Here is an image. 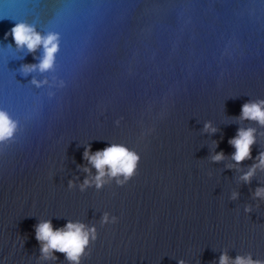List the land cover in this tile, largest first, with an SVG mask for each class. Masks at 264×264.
Listing matches in <instances>:
<instances>
[{
	"label": "water",
	"instance_id": "obj_1",
	"mask_svg": "<svg viewBox=\"0 0 264 264\" xmlns=\"http://www.w3.org/2000/svg\"><path fill=\"white\" fill-rule=\"evenodd\" d=\"M17 22L60 33L54 70L22 74L43 48L5 39ZM257 99L264 0H0V109L20 122L0 151V264H68L58 252L38 259L41 220L95 225L81 264H217L224 250L264 259V202L251 194L264 172L239 179L264 151V128L236 119ZM207 121L215 134L203 132ZM247 127L257 129L253 159L236 170L228 140ZM112 143L140 154L137 174L81 192L85 148ZM219 151L226 158L213 163ZM104 212L117 222L101 226Z\"/></svg>",
	"mask_w": 264,
	"mask_h": 264
},
{
	"label": "clouds",
	"instance_id": "obj_2",
	"mask_svg": "<svg viewBox=\"0 0 264 264\" xmlns=\"http://www.w3.org/2000/svg\"><path fill=\"white\" fill-rule=\"evenodd\" d=\"M12 37L18 49L26 48L29 53H35L39 48H43V55L38 64H25L21 66L23 75H28L37 69L43 73L55 69L56 56L60 51V33L49 31L42 35L36 30L34 24L26 22H17L9 32L5 33V39ZM35 58V57H34ZM31 83L37 88L48 83L47 80L38 81L35 78ZM65 86L64 80L59 81V87ZM50 97L54 93L49 94ZM236 119L241 121H254L261 128H264V99L248 100L241 106V111ZM117 125L120 123L116 121ZM20 131L19 120L13 119L6 111L0 109V151L6 149L16 140V135ZM218 131L211 121L203 125V132L213 135ZM257 129L254 127L238 128L236 135L228 140L235 151L231 154V159L235 162L236 170L245 160H251L252 146L257 143ZM218 144V141H213ZM84 159L91 165V168L84 166L83 172L85 178L79 183L78 188L81 192L94 187L97 191L103 189L113 181L118 186L127 184L136 174L139 168L141 156L134 149L125 144L112 143L102 150L92 151L91 145H88L83 154ZM223 151L216 152L210 156L213 163H221L225 160ZM233 168V165H226ZM95 169V175L92 169ZM264 172V151H260L254 158V162L248 166L247 171L243 172L239 179L244 184H251L257 171ZM70 179L68 188H76L77 180ZM252 198L264 202V186H258L252 191ZM239 196L238 192H233L231 199L235 200ZM246 213L252 211L250 205L244 208ZM116 216H111L104 212L100 219L101 226L115 224ZM35 238L40 244L39 260H57L55 253H62L68 264H81L82 259L90 254V245L97 239V229L95 225H86L77 220H69L63 228L54 229L51 220H41L35 225ZM177 264H186L184 259L177 261ZM217 264H264V259H253L251 253L237 255L232 258L227 250L221 252Z\"/></svg>",
	"mask_w": 264,
	"mask_h": 264
}]
</instances>
